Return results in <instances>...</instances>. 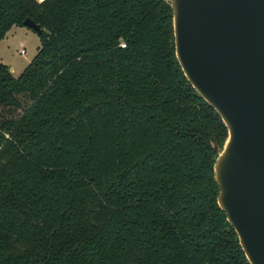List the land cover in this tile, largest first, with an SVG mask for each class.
Returning a JSON list of instances; mask_svg holds the SVG:
<instances>
[{
  "label": "trees",
  "instance_id": "1",
  "mask_svg": "<svg viewBox=\"0 0 264 264\" xmlns=\"http://www.w3.org/2000/svg\"><path fill=\"white\" fill-rule=\"evenodd\" d=\"M28 18L37 55L0 63V264H250L170 0H0V42Z\"/></svg>",
  "mask_w": 264,
  "mask_h": 264
},
{
  "label": "water",
  "instance_id": "2",
  "mask_svg": "<svg viewBox=\"0 0 264 264\" xmlns=\"http://www.w3.org/2000/svg\"><path fill=\"white\" fill-rule=\"evenodd\" d=\"M176 57L220 115L218 204L250 264H264V0H170ZM23 25L38 34L28 18Z\"/></svg>",
  "mask_w": 264,
  "mask_h": 264
},
{
  "label": "rangeland",
  "instance_id": "3",
  "mask_svg": "<svg viewBox=\"0 0 264 264\" xmlns=\"http://www.w3.org/2000/svg\"><path fill=\"white\" fill-rule=\"evenodd\" d=\"M39 48L37 32L25 26H12L0 42V63L18 77L35 58Z\"/></svg>",
  "mask_w": 264,
  "mask_h": 264
},
{
  "label": "built area",
  "instance_id": "4",
  "mask_svg": "<svg viewBox=\"0 0 264 264\" xmlns=\"http://www.w3.org/2000/svg\"><path fill=\"white\" fill-rule=\"evenodd\" d=\"M37 1H39V2H43L44 0H37ZM22 53H24V52H22Z\"/></svg>",
  "mask_w": 264,
  "mask_h": 264
},
{
  "label": "crops",
  "instance_id": "5",
  "mask_svg": "<svg viewBox=\"0 0 264 264\" xmlns=\"http://www.w3.org/2000/svg\"><path fill=\"white\" fill-rule=\"evenodd\" d=\"M11 72V71H10Z\"/></svg>",
  "mask_w": 264,
  "mask_h": 264
}]
</instances>
